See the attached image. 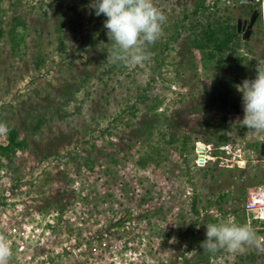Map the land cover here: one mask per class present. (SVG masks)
Masks as SVG:
<instances>
[{
  "label": "rangeland",
  "instance_id": "1",
  "mask_svg": "<svg viewBox=\"0 0 264 264\" xmlns=\"http://www.w3.org/2000/svg\"><path fill=\"white\" fill-rule=\"evenodd\" d=\"M90 2L0 0V124L27 140L0 171L8 264H264V230L236 253L201 246L211 207L264 191V133L238 124L235 87L254 79L264 58V7L261 26L232 10L248 42L243 69H217L184 37L163 51L181 7L153 0L166 17L163 35L143 67H128L108 59L106 17ZM17 18L24 30L13 45ZM222 136L243 158L252 151L255 163L241 170L228 161L218 151ZM202 149L212 159L198 166ZM236 223L246 225L242 216Z\"/></svg>",
  "mask_w": 264,
  "mask_h": 264
},
{
  "label": "clouds",
  "instance_id": "2",
  "mask_svg": "<svg viewBox=\"0 0 264 264\" xmlns=\"http://www.w3.org/2000/svg\"><path fill=\"white\" fill-rule=\"evenodd\" d=\"M88 8L99 17L106 19L103 27L111 44L108 59L128 67H143L149 60L148 48L163 35L166 17L155 6L153 0H91ZM241 94L243 119L238 124L254 133H264V58L256 61L255 78L245 79L236 85ZM9 128L0 124V134H7ZM202 249L215 254L220 250L236 253L245 245L256 241L249 225L236 223L229 217L220 223H210L206 227ZM11 249L0 239V264H8Z\"/></svg>",
  "mask_w": 264,
  "mask_h": 264
},
{
  "label": "trees",
  "instance_id": "3",
  "mask_svg": "<svg viewBox=\"0 0 264 264\" xmlns=\"http://www.w3.org/2000/svg\"><path fill=\"white\" fill-rule=\"evenodd\" d=\"M175 2L176 6L181 7V11L172 20V31L165 41L163 51H168L172 43L184 37L186 38L185 45L191 51H198L206 63L217 69L224 66L227 69L236 67L242 70L244 61L240 57L239 51L244 46L247 47L248 42L240 25L234 23L235 17L232 10L243 11L247 17L251 18L249 23H252V20L256 18L261 26V6L239 3L235 5V9L228 7L222 9L219 6L220 0H175ZM188 3L192 5L190 10L186 8ZM20 20L17 18L9 30L10 41L13 45L19 37L18 29L24 30V24ZM224 122L225 118H222L220 124L223 126ZM5 125L9 131L7 134H0V171L3 168H10L17 152L23 151L27 147V140L21 137L19 130L10 124ZM40 125L41 123L38 122L36 127L38 128ZM173 142L174 140L171 139L168 144H173ZM186 142L185 137L179 142L181 153L187 147ZM225 142H227L225 136L219 138V144ZM194 148L192 146L191 151H194ZM204 258L208 259L207 256Z\"/></svg>",
  "mask_w": 264,
  "mask_h": 264
},
{
  "label": "built area",
  "instance_id": "4",
  "mask_svg": "<svg viewBox=\"0 0 264 264\" xmlns=\"http://www.w3.org/2000/svg\"><path fill=\"white\" fill-rule=\"evenodd\" d=\"M240 4H257L261 8L264 7V0H240ZM199 150V149H198ZM218 151L221 154L228 155L232 161L233 165H236L241 170L246 168V163H255V158L252 151H246L247 157H242L244 155L240 147L233 148L231 144H222L219 145ZM198 154V159L196 164L202 166L207 160L212 158L205 154L204 149L202 151H196ZM222 158V157H219ZM227 160V159H224ZM226 209H219L211 207L208 211L209 217L215 223H220L224 220H227L229 217H235L237 220L238 216L244 218L245 224L249 225L252 230H264V191L257 189H251L247 192L245 201L240 204L237 200H229L226 203ZM233 208H238L237 211H233ZM258 223V227H252L253 224ZM262 244L261 254L264 255V240L260 239L259 241Z\"/></svg>",
  "mask_w": 264,
  "mask_h": 264
}]
</instances>
